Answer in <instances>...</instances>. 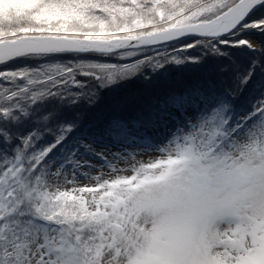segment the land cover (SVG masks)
<instances>
[{"label":"snow or ice","instance_id":"obj_1","mask_svg":"<svg viewBox=\"0 0 264 264\" xmlns=\"http://www.w3.org/2000/svg\"><path fill=\"white\" fill-rule=\"evenodd\" d=\"M0 264H264V0H0Z\"/></svg>","mask_w":264,"mask_h":264},{"label":"trees","instance_id":"obj_2","mask_svg":"<svg viewBox=\"0 0 264 264\" xmlns=\"http://www.w3.org/2000/svg\"><path fill=\"white\" fill-rule=\"evenodd\" d=\"M140 88V84L136 83V84H132V85H128L125 89H122V92H130V91H134V90H139Z\"/></svg>","mask_w":264,"mask_h":264}]
</instances>
